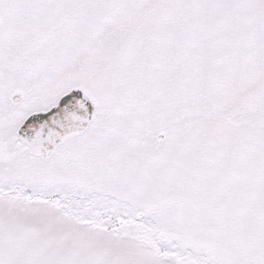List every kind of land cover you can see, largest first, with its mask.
I'll use <instances>...</instances> for the list:
<instances>
[{"label": "snow or ice", "instance_id": "obj_1", "mask_svg": "<svg viewBox=\"0 0 264 264\" xmlns=\"http://www.w3.org/2000/svg\"><path fill=\"white\" fill-rule=\"evenodd\" d=\"M0 264H264V0H0Z\"/></svg>", "mask_w": 264, "mask_h": 264}]
</instances>
